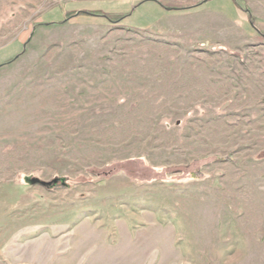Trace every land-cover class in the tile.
Segmentation results:
<instances>
[{"label":"rangeland","instance_id":"obj_1","mask_svg":"<svg viewBox=\"0 0 264 264\" xmlns=\"http://www.w3.org/2000/svg\"><path fill=\"white\" fill-rule=\"evenodd\" d=\"M0 264H264V0H0Z\"/></svg>","mask_w":264,"mask_h":264},{"label":"water","instance_id":"obj_2","mask_svg":"<svg viewBox=\"0 0 264 264\" xmlns=\"http://www.w3.org/2000/svg\"><path fill=\"white\" fill-rule=\"evenodd\" d=\"M31 182H33L34 183V180L33 179H31ZM62 183V185H66L67 183H66V180L64 179V178H62V179H54L53 181H51V182H49V183H47V182H42L43 184H45L46 186L48 185V186H52V185H57L58 183Z\"/></svg>","mask_w":264,"mask_h":264},{"label":"trees","instance_id":"obj_3","mask_svg":"<svg viewBox=\"0 0 264 264\" xmlns=\"http://www.w3.org/2000/svg\"><path fill=\"white\" fill-rule=\"evenodd\" d=\"M191 9H192V8L183 9V10H178L177 12H187V11H190ZM56 186H58V185H52V186H51V185H50V186L47 185L48 188H53V187H56Z\"/></svg>","mask_w":264,"mask_h":264},{"label":"crops","instance_id":"obj_4","mask_svg":"<svg viewBox=\"0 0 264 264\" xmlns=\"http://www.w3.org/2000/svg\"><path fill=\"white\" fill-rule=\"evenodd\" d=\"M78 15V14H77Z\"/></svg>","mask_w":264,"mask_h":264}]
</instances>
